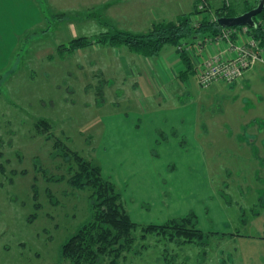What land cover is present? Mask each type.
<instances>
[{"label": "rangeland", "instance_id": "obj_1", "mask_svg": "<svg viewBox=\"0 0 264 264\" xmlns=\"http://www.w3.org/2000/svg\"><path fill=\"white\" fill-rule=\"evenodd\" d=\"M60 1L0 0V264H69L60 245L91 218L92 190L68 184L74 160L57 140L100 166L136 223L192 213L206 234L204 245L180 244L142 239L138 229L116 264H264V63L234 83L203 87L189 77L192 100L204 106L198 120L206 124L193 139L109 142L111 115L135 120L136 111L123 110V97L135 90L139 61L126 47L98 43L62 56L60 45L106 31L100 21L117 23L97 11L105 0ZM258 1L194 0L193 8L213 19L223 4L242 11ZM200 43L202 37L177 48L196 71L213 54ZM38 119L49 120L48 132L37 131Z\"/></svg>", "mask_w": 264, "mask_h": 264}, {"label": "trees", "instance_id": "obj_2", "mask_svg": "<svg viewBox=\"0 0 264 264\" xmlns=\"http://www.w3.org/2000/svg\"><path fill=\"white\" fill-rule=\"evenodd\" d=\"M254 6L255 4L247 5L242 11H238L234 4L229 6L223 4L215 10L216 15L213 19L209 13H205L197 22L196 14L201 15L205 10L199 11L195 7L193 11L180 15L176 20L160 21L142 32L120 29L103 20L100 23L107 28L106 31L92 37L81 35L72 38L60 45L58 52L62 56L66 53L72 54L98 43L102 46L126 47L144 57H155L160 55L166 46H172L179 52L186 67L182 73L190 76L196 74L193 58L185 50L177 48L183 43L193 45L199 37L205 40L217 35L223 29L218 23L219 17L235 16ZM255 20L257 26L251 27V31L264 47V10L255 17ZM35 126L42 134L50 129L47 119L36 120ZM56 146L62 147L64 156L74 160L72 172L66 178L68 184L79 190L86 188L92 190L91 218L60 245L59 252L63 261L66 260L69 264H116L125 259L126 252L132 249L137 240L135 234L138 229L141 230L142 239L148 235H157L169 240H180L178 241L180 244L204 245L206 234L195 228L194 214L174 218L164 224L140 225L131 219L122 202L121 193L112 181L102 175L98 164L71 150L66 144L63 145L61 140L56 141ZM32 197L37 201L38 189L35 186ZM38 207V203L35 202L34 208ZM35 215L33 213L31 216Z\"/></svg>", "mask_w": 264, "mask_h": 264}, {"label": "crops", "instance_id": "obj_3", "mask_svg": "<svg viewBox=\"0 0 264 264\" xmlns=\"http://www.w3.org/2000/svg\"><path fill=\"white\" fill-rule=\"evenodd\" d=\"M80 1L86 5L85 0ZM67 3L61 0L59 5ZM100 4L102 6H98L97 11H104V15L117 23L118 28L135 32L147 31L160 21L176 20L194 9V0H105ZM97 11L91 14L95 15ZM63 13L67 12L64 10ZM201 49L222 56L229 55L225 44L209 42L202 45ZM132 54L133 59L139 61L134 66L136 75L132 87L135 90L129 89L125 93L123 102L126 108L123 110L136 111L135 120L128 123L124 119L125 113L111 115L105 127L107 140L144 142L151 139L158 142L160 140L157 136L167 137L173 134L177 137L192 136V139L197 136L196 127L206 126L198 120L204 106L192 100L189 77L196 74L188 76L182 73L185 66L176 48L166 46L155 57H144L134 52Z\"/></svg>", "mask_w": 264, "mask_h": 264}, {"label": "built area", "instance_id": "obj_4", "mask_svg": "<svg viewBox=\"0 0 264 264\" xmlns=\"http://www.w3.org/2000/svg\"><path fill=\"white\" fill-rule=\"evenodd\" d=\"M198 19L196 16L195 22ZM209 42L225 44L229 55L212 54L205 59L204 69L196 71L200 86L208 87L221 80L234 83L242 78L247 69L264 63V47L249 25L224 27L217 35L205 39V43Z\"/></svg>", "mask_w": 264, "mask_h": 264}, {"label": "water", "instance_id": "obj_5", "mask_svg": "<svg viewBox=\"0 0 264 264\" xmlns=\"http://www.w3.org/2000/svg\"><path fill=\"white\" fill-rule=\"evenodd\" d=\"M263 10H264V0H259L256 6L241 14L235 16L219 17L218 23L223 28L239 26V25H249L250 27H256L257 23L255 17L258 16Z\"/></svg>", "mask_w": 264, "mask_h": 264}]
</instances>
